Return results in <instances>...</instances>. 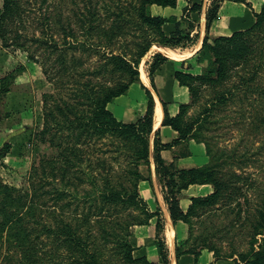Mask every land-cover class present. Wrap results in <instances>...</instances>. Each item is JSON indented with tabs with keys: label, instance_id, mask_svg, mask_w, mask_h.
Listing matches in <instances>:
<instances>
[{
	"label": "trees",
	"instance_id": "1",
	"mask_svg": "<svg viewBox=\"0 0 264 264\" xmlns=\"http://www.w3.org/2000/svg\"><path fill=\"white\" fill-rule=\"evenodd\" d=\"M75 1L71 0L74 4ZM221 1L211 0L206 13L207 32L202 46L193 55L202 66L201 72L175 71L181 84L189 85L187 78L213 84L204 115L199 120L184 122L181 115L185 104L181 103L179 112L171 115L166 101L162 100L163 124L179 132L178 137L163 142L158 131L152 141L155 99L152 90L143 83L147 107L137 120L119 119L108 103L127 92L133 82H142L140 63L152 46L186 47L196 42L198 33L166 32L164 23L175 21L176 15L166 17L153 12L154 4L176 6L178 0H88L82 11L69 6L72 13L54 6L40 17L39 33L34 31L32 35L24 31L29 16L25 1L3 0L2 45L29 50L30 58L41 62L46 78L54 85L52 91L43 94L44 125L38 135L50 140L58 155L42 158L40 168L33 164L36 176L32 175L30 188L18 187L0 175V248L3 250L0 264H148L144 255H135L131 237L135 224L147 223L159 213L149 210L138 184L146 178L140 166L150 165L152 153L174 221L183 219L190 223L194 214L213 221L221 213L233 212L237 219L252 227L246 250H239L234 244L224 250L213 241L211 235L226 228L204 229L189 245L186 240H180L178 256L191 252L198 261L203 248H208L216 259L210 264H220L218 260L223 258L232 260L233 264H264V181H259L253 173L258 168L264 176V158L261 160L264 156V0L250 26L215 36L212 42L208 32L218 17ZM186 8L199 12L202 3L194 1ZM91 59L92 63L87 64ZM168 59V55L155 51L147 60V72L154 88L155 74ZM21 67L1 78L0 98L1 92L10 90L7 78L15 77L23 70L24 66ZM189 89L197 93L196 85L190 84ZM231 108L241 116L236 120L241 126L242 144L231 149L214 148L216 140L213 141L209 130L219 119L212 115ZM197 128L202 130L200 140L206 144L209 161L190 167L168 163L162 149L189 138ZM250 132L259 140L254 147L242 142ZM103 138L115 144L124 156L125 165L119 171L114 166L107 169L105 160L97 158L95 164L90 160L92 168L82 169L79 164L85 160L84 146ZM4 146L7 151L10 145L6 142ZM95 165L101 169L94 168ZM249 166L256 170L248 171ZM118 172L123 173L122 177L115 176ZM82 173L88 174L87 179L95 188L82 194L95 207L90 205L87 211L79 209L81 195L76 189L86 180ZM191 183H211L214 189L206 195L193 196L184 211L178 194ZM47 193L54 196L51 205L45 197ZM56 206H60L59 211L50 210L53 219L44 220L47 208ZM129 208L136 212L131 209L127 212ZM42 219L43 223L39 224ZM95 222L103 241L97 240ZM161 227L158 219L157 235ZM158 238L167 261L165 242ZM109 241L115 242V246L107 254Z\"/></svg>",
	"mask_w": 264,
	"mask_h": 264
},
{
	"label": "rangeland",
	"instance_id": "2",
	"mask_svg": "<svg viewBox=\"0 0 264 264\" xmlns=\"http://www.w3.org/2000/svg\"><path fill=\"white\" fill-rule=\"evenodd\" d=\"M28 7L29 16L26 18L24 31L32 35L34 31L39 33L38 26L40 22V17H43L47 14L48 9H52L54 6L63 7L65 9L77 8L78 11H82L85 9V5H88V0H76L75 4L71 2V0H24ZM260 0H250L249 4L252 6V9L246 8L242 5H238L235 7V13L239 15V22L237 24L234 23L233 29L242 28L245 25H251L255 21V15L253 10L259 6L257 3ZM262 1V0H261ZM211 0H204L203 6L205 9L209 6ZM3 0H0V12L2 10ZM256 4V5H252ZM70 6V7H69ZM189 5L186 4L185 0H179L178 7H160L158 5L153 6V11L155 13H162L164 15H169L170 13L176 12L178 16H180L179 22V30L184 32H191L193 35H196L197 30L200 25L202 27V32H205V14L204 11L201 14V11H191L184 10L185 7ZM258 9V10H259ZM204 10V7H203ZM184 12V15L182 14ZM70 13L71 10H70ZM217 18L213 20L212 25L216 27L218 21ZM221 23V22H220ZM249 25V26H250ZM246 28V27H245ZM178 30V31H179ZM81 35L82 32H79ZM214 38V37H213ZM212 38V42H213ZM156 44V43H155ZM157 45V44H156ZM152 46L147 54L143 57L140 63V72L141 77L144 81L148 82L149 78L147 75V60L152 56V54L159 49V46ZM158 48V49H157ZM181 49V47H176ZM33 49V47L31 48ZM160 50V49H159ZM32 51V50H30ZM195 49L189 50L186 54L189 55L190 52L193 53ZM33 52V51H32ZM31 52L29 50H25L21 47H4L2 45V40L0 38V88H1V78L13 71L15 67H18L15 72L22 69L21 65H23V70L19 73L15 74V77H8V83L10 85V90L1 92L2 96L0 98V175L5 181H8L18 187L30 188L31 181L33 178L32 175H35L33 171V164L37 163V166L40 168L39 163L43 158L54 157L58 155V149L55 145L51 144L50 140H43L42 136L38 135V131L44 125V103H43V94L47 91H52L54 89V85L46 78L44 73L43 65L41 62L35 61L30 58ZM187 61V62H186ZM189 67H191L194 73H199L197 71L202 70V66L199 64L195 65L196 61L194 56L185 60ZM92 63V59L87 61V64ZM198 67V69H197ZM190 84L197 86V93L193 94L189 89L190 98L187 102H182L185 104L184 111L181 115V119L184 122L199 120L204 115V110L206 105L208 104V100L213 93V84L208 83L206 80L201 79H191L187 78ZM133 83L130 90L126 95L135 97L137 101L145 98V90L141 86L140 81H135ZM189 84V85H190ZM188 85V88H189ZM119 107V106H118ZM120 108V107H119ZM231 109L227 111L219 110L217 111V116L212 115V118L215 117L219 119L213 129L209 130L210 134L214 137L213 141L216 140V146L221 147L223 149H231L236 144L241 143L242 133L241 126L238 124L236 120L241 119L239 113H236ZM244 130H246L244 126ZM200 128H197L189 138L185 140L179 141L183 143V146H188L190 143H193L195 146V151L199 156L200 153L206 152V144L204 141L200 140L201 132ZM206 131V129L204 130ZM248 132V131H246ZM49 134L46 135L48 139ZM243 144L251 145L254 147L258 145L259 140L253 136L250 132L248 135L244 136ZM8 143L9 149L5 151L6 147L4 143ZM242 144V143H241ZM85 160L81 162L79 165L82 169H87V167H91L89 165L90 160L93 161V164L97 162V158H101L105 160V167L110 169L112 166L115 167L116 170L119 171L121 169V165H125V161H123L124 156L120 155L116 150L115 144H112L109 138L99 139L97 143L92 142L89 145H85ZM114 157V158H113ZM209 154H207V161L209 160ZM264 156L262 154L261 160H263ZM122 162L121 163H119ZM176 165V164H175ZM84 167V168H83ZM94 168L101 169L96 166ZM140 169L142 170L144 175L149 174L148 167L146 164H141ZM248 171L256 170L255 177L258 178L259 181L264 178L262 170L258 168L255 169L253 166L247 167ZM95 173L96 170H95ZM83 177L87 179L88 174L82 173ZM123 173L118 172L115 176L122 177ZM36 176V175H35ZM74 178V177H73ZM84 181L83 183H79L76 186L79 195H81V201L79 205V209L89 210L90 205L94 207V204H91L92 200H85L82 194L87 190H92L94 187L88 181ZM101 182V179H99ZM141 180V179H140ZM139 180V182H140ZM78 182L77 179L74 180ZM138 182V184H139ZM260 182V183H261ZM73 187V186H72ZM95 189V188H94ZM48 203L51 205L54 201V196L52 194H46ZM91 201V202H90ZM59 211L60 206L49 207L47 211L44 212L45 219L51 218L53 219L52 213L50 210ZM131 208L126 209L128 212ZM133 212H136V209H131ZM197 214V213H196ZM120 216V215H119ZM97 217V216H94ZM93 220L96 218H92ZM43 219L39 224L43 223ZM246 221H240L237 219L233 212L229 213H221L220 216L215 217V220L210 221L206 219V216L199 217L198 215H192L191 222L189 225V230L183 233V237L180 236V240H186V245L191 244V241L197 235H200L204 229H210L214 231L215 229H224L227 230L219 231L216 235H211L213 241H216L219 245H222L224 250H229L234 244L239 250H246L249 248V231L252 230V227L247 224ZM94 231L96 232L97 240L103 241L101 238V234L99 233L98 223H94ZM134 228V226H133ZM134 230V229H133ZM135 232V230H134ZM115 242L109 241L106 243L107 254L109 252H113ZM49 247V246H47ZM207 253L210 251L208 248H203L202 253ZM3 253L2 248H0V254ZM206 256V255H205ZM215 262L216 259L212 260L210 263ZM209 262H200V264H210ZM220 264H233L230 259H220L218 260Z\"/></svg>",
	"mask_w": 264,
	"mask_h": 264
},
{
	"label": "crops",
	"instance_id": "3",
	"mask_svg": "<svg viewBox=\"0 0 264 264\" xmlns=\"http://www.w3.org/2000/svg\"><path fill=\"white\" fill-rule=\"evenodd\" d=\"M194 1L202 3L201 14L204 11L205 14V32H202V27L200 25L197 33L199 34L197 37L196 42L193 44L181 47V49L176 48L174 46L169 45H161L157 44L160 48H170L172 50H179V52L184 53L181 54L182 56L179 58H174L169 56V59L165 61L157 73L155 74V88L152 86L150 77L148 75L149 81L146 82L141 77V86L142 83L150 88L153 92L154 99H155V106H154V117H153V131L151 134L152 141L155 136V132L158 131V136L163 142L171 141L172 139L179 136V132L177 129L173 128L169 124H163L164 119V107L163 101H166L168 110L171 115H176L179 112L180 104L182 102H187L190 98L189 88L186 84H181L179 79L175 76L176 70H184V71H192L191 67L187 65V61L183 62L184 59L190 58L193 56L198 49L202 46L203 38L207 32L206 30V13L207 8L205 9L204 0H185L186 4H192ZM250 0H222L220 2V7L218 9V17L216 21V27L211 25L208 35L210 40L219 35L223 34H231L234 30L242 29V28H232L234 23L237 24L239 22V15L235 13V7L238 5H242L246 8L252 9V6L249 4ZM252 1V0H251ZM263 1V0H262ZM262 1L260 0L257 3V6L261 7ZM238 4V5H237ZM158 5L154 4L153 6ZM179 0L176 6H161L160 7H178ZM253 6L256 4H252ZM204 7V10H203ZM153 9V7H152ZM185 9V8H184ZM258 7L255 11H258ZM189 10V8H187ZM260 10V9H259ZM253 10V13H255ZM154 12V11H153ZM155 13V12H154ZM161 14L166 17H170V15H176L175 21L167 20L164 23V28L168 34L174 33L175 31L179 30V22L180 16L177 15L176 12L170 13L169 15H164L162 13H155ZM184 15V12L182 13ZM255 15V14H254ZM221 22V23H220ZM250 25V24H249ZM249 25H245L243 28L248 27ZM193 35V33H191ZM201 43L198 49H195V46ZM195 49V51L189 55L186 53L191 50ZM158 49V48H157ZM157 51H161V50ZM163 52V51H161ZM164 53V52H163ZM166 54V53H164ZM167 55V54H166ZM199 65V63H195V65ZM198 69V67H197ZM193 72V71H192ZM200 72V71H197ZM136 83V82H133ZM132 83V84H133ZM132 84L130 85L127 92L130 90ZM143 87V86H142ZM145 90V88L143 87ZM127 92L120 94L114 97L109 103L108 107L114 112V114L122 120L125 121H132L137 120L139 117L143 116L146 111L147 107V93L145 90V98L142 100L137 101L135 97L126 95ZM159 102V103H158ZM160 104L162 110V117L159 124L156 122V109ZM120 108H119V107ZM207 152V149H206ZM208 154V152H207ZM207 154L200 153L199 156L195 151V146L193 143H190L188 146H183V143L177 142L173 144L172 147L162 149V155L165 160L170 163L174 162L179 167H190V166H199L205 164L207 161ZM147 165V164H146ZM149 174L146 175V178H142L139 182V190L141 196L146 200L149 210L156 211L159 210V213L155 214L150 218V221L143 224H135L134 230L135 233L131 237V241L135 246L134 253L136 256L144 255L146 259L149 261L148 264H200V262H211L214 260L215 256L212 250L208 251L207 253H201L198 261L195 260V255L191 252H182L180 256L177 254V244L180 242V236L183 237V233L189 230V222L178 219L176 221L173 220L169 204L166 202L164 198L163 186L161 181L159 180L158 174L156 172V165L153 158V153L150 157V165H147ZM213 185L211 183H191L188 187L183 188L181 192L178 194L180 206L184 211H187L188 207L192 203L193 196H200L206 195L213 191ZM160 221L162 227L160 234L157 235V221ZM173 230V239L171 240L168 236V231ZM165 242L166 245V252L168 256V260L166 261L163 257L160 245H159V238ZM206 255V256H205Z\"/></svg>",
	"mask_w": 264,
	"mask_h": 264
},
{
	"label": "bare ground",
	"instance_id": "4",
	"mask_svg": "<svg viewBox=\"0 0 264 264\" xmlns=\"http://www.w3.org/2000/svg\"><path fill=\"white\" fill-rule=\"evenodd\" d=\"M201 43H198L196 46H195V49H198L200 47ZM161 51H163L164 53H166L167 55L171 56V57H174V58H179L181 57L182 55L181 54H184V53H181L179 52V50H172L170 48H160ZM181 53V54H180ZM192 54V53H191ZM183 57V56H182ZM143 77V76H142ZM159 103V102H158ZM162 110H161V107H160V104L158 105L157 109H156V122L157 124L160 123L161 121V117H162ZM173 230H169L168 231V236L169 238L172 240L173 239Z\"/></svg>",
	"mask_w": 264,
	"mask_h": 264
}]
</instances>
